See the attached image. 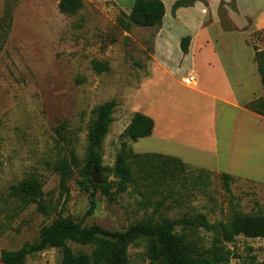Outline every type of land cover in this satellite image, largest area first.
I'll use <instances>...</instances> for the list:
<instances>
[{
  "label": "rangeland",
  "instance_id": "rangeland-1",
  "mask_svg": "<svg viewBox=\"0 0 264 264\" xmlns=\"http://www.w3.org/2000/svg\"><path fill=\"white\" fill-rule=\"evenodd\" d=\"M60 1L0 0V40L5 37L0 50V264L2 250L33 243L59 216L84 227L122 233L137 222L157 224L196 214L206 215L211 224L228 222L239 212L264 216L262 129L254 137L242 134L237 144L244 162L252 163L243 176L258 182H229L194 167H180L174 176L157 169L154 178L150 160L136 159V142L121 135L136 113L147 115L143 110H151L157 118L164 111L158 108L161 103L190 91L179 75L157 72L151 30L133 27L127 32L121 26L135 0H82V8L73 15L60 12ZM220 18L225 28L231 27L224 7ZM260 40L256 34L250 43ZM111 100L117 106L101 149L103 165L114 167L125 142L134 179L119 193V179L112 172L96 174L98 183L106 177L113 187L111 196L97 192L96 208L90 213V193L79 184L78 168L86 156L92 111ZM61 130L65 139L58 134ZM61 160H75L79 166L72 165L74 174L65 188L56 169ZM28 178L40 182L46 214L39 211L38 201L13 190ZM200 233L211 240V232ZM154 242L147 237L130 241V264H156L148 255ZM68 244L75 253L90 254L94 249ZM227 248L229 264H264V239L239 236ZM60 261V250L52 248L27 257L25 264Z\"/></svg>",
  "mask_w": 264,
  "mask_h": 264
},
{
  "label": "crops",
  "instance_id": "crops-1",
  "mask_svg": "<svg viewBox=\"0 0 264 264\" xmlns=\"http://www.w3.org/2000/svg\"><path fill=\"white\" fill-rule=\"evenodd\" d=\"M162 1V26L142 29L155 34L157 72L179 75L190 94H175L172 102L161 103V117L143 110L155 127L151 136L134 143V151L170 156L194 168L256 181L243 176L244 168L252 163L244 162L237 144L242 134L254 137L262 129L264 136V116L246 109L249 102L264 98L250 43L258 34L261 40L255 45L264 50V0H197L179 7L175 16L172 10L179 0ZM222 3L230 28L220 18ZM184 37H190L186 54L181 50ZM189 76L196 77L194 85L184 83Z\"/></svg>",
  "mask_w": 264,
  "mask_h": 264
},
{
  "label": "trees",
  "instance_id": "trees-1",
  "mask_svg": "<svg viewBox=\"0 0 264 264\" xmlns=\"http://www.w3.org/2000/svg\"><path fill=\"white\" fill-rule=\"evenodd\" d=\"M197 0H179L173 6V16L179 7L193 5ZM226 4L222 3V7ZM82 0H61L59 10L63 14L73 15L82 8ZM125 20H120L121 26L127 32L133 27L160 28L165 16V5L162 0H135L129 14H124ZM4 33V31H3ZM2 33L0 34V36ZM0 40V50L4 40ZM190 37L181 40V50L188 52ZM255 60L264 88V50L254 44ZM117 102H105L92 111L93 119L89 124L87 133L86 156L82 166L75 160L68 162L61 160L56 169L61 175V186L66 187L67 181L74 174L73 166L79 167V184L82 189L90 193V213L96 208V194L100 190L104 195L111 196L112 183L106 177L98 183L95 175L104 176L105 172H112L119 181L117 192H124L133 182V172L124 154L127 143L123 142V151L118 155L114 167L103 165L101 154L104 139L109 133L113 123V114ZM246 109L264 116V98L249 102ZM155 127L154 120L143 114L136 113L129 126L121 135L132 142H137L152 135ZM62 131V132H61ZM58 132L65 139L63 130ZM136 159L151 162L155 176L158 172L169 173L174 176L179 168L191 166L181 160L161 154H134ZM160 162V165H158ZM158 163V164H157ZM73 165V166H72ZM158 169V172H157ZM224 180L232 181L226 174H220ZM155 178V177H154ZM229 186V185H227ZM13 190L22 196L38 201V209L43 214L47 213L43 201V190L40 182L35 178H28ZM211 232V240L207 241L200 231ZM243 236L251 239H264V216L236 213L228 221L211 224L204 214L184 216L180 219H163L155 224L152 221L137 222L129 227L126 232H110L99 226L84 227L69 217L59 216L50 225L44 227L39 238L31 244L25 245L16 251H1L3 264H25L27 257L42 253L48 249L56 248L61 252L59 264H130L128 258V244L136 237L155 239L149 248L148 255L156 264H229L231 251L227 248L237 237ZM69 242H76L84 246H93L90 254L75 253Z\"/></svg>",
  "mask_w": 264,
  "mask_h": 264
},
{
  "label": "built area",
  "instance_id": "built-area-1",
  "mask_svg": "<svg viewBox=\"0 0 264 264\" xmlns=\"http://www.w3.org/2000/svg\"><path fill=\"white\" fill-rule=\"evenodd\" d=\"M184 83L186 85H189V86L194 85L196 83V77L195 76H189V77L184 79Z\"/></svg>",
  "mask_w": 264,
  "mask_h": 264
}]
</instances>
